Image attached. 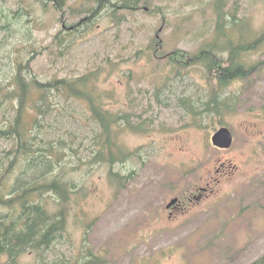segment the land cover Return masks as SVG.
<instances>
[{
  "label": "rangeland",
  "instance_id": "rangeland-1",
  "mask_svg": "<svg viewBox=\"0 0 264 264\" xmlns=\"http://www.w3.org/2000/svg\"><path fill=\"white\" fill-rule=\"evenodd\" d=\"M150 1L151 8L161 7L159 13H146V7L116 26L108 20L105 9L92 19V27L66 28L64 33L69 32L73 45L59 57L48 47L60 28L59 22L50 20L58 13L35 3L29 17L44 26L33 28L27 39L26 26L35 22L32 18L29 23H9L11 30L0 28V49L8 57L21 43L43 48L32 66L48 76H74L102 66L105 73L98 81L102 88L113 91L110 103L129 106L147 119L146 133L126 130L121 135L120 141L134 152L122 167L132 178L116 188L95 171L87 182L92 187L80 206L93 221L86 243L93 251L105 254L108 264H251L264 255V44L246 56L248 63L257 65L251 77L234 80L223 90L236 100V109L223 112L220 118L232 131L233 143L228 149H217L209 136L221 126L218 117L204 113L200 126H187L190 117L177 102L184 96L206 100V72L195 64L167 78L170 68L165 57L156 59L148 52L134 55L156 30L162 42L159 53L177 48L194 51L213 23L212 8L207 4L210 0ZM83 3L88 7L95 2L68 0L62 17L67 26L85 15H69V6ZM222 3L226 11L235 12L237 20L245 18L254 34L262 30V0ZM3 5L13 10L19 2L5 0ZM107 57L114 62L126 59L116 68L108 67L109 77ZM164 80L169 88L163 89L157 102L154 89ZM71 106L63 118L69 124L59 121V131L67 127L80 131L86 123L77 103ZM206 184L209 190L198 202L193 199L189 203L185 198L188 208L173 211L175 216L168 217L165 207L170 198L184 199L183 194L190 191L196 195ZM69 231L56 247L66 257L77 248L81 237L76 225Z\"/></svg>",
  "mask_w": 264,
  "mask_h": 264
},
{
  "label": "trees",
  "instance_id": "trees-1",
  "mask_svg": "<svg viewBox=\"0 0 264 264\" xmlns=\"http://www.w3.org/2000/svg\"><path fill=\"white\" fill-rule=\"evenodd\" d=\"M91 1L95 3L88 7L85 3L69 6V15H85L78 23L67 26L62 17L68 0H18L19 5L13 10L4 8L5 0H0V28L11 30L10 24L31 22L29 16L35 3H40L44 10L59 14L50 19L59 22L60 28L48 45L59 57L73 45L72 36L64 30H76L80 25L84 29L92 27V19L105 9L108 20L116 26L137 10L147 7L145 12L150 14L161 10L160 6L151 8L150 0ZM222 1L207 2L212 8L213 23L194 51L177 48L159 53L162 42L156 30L146 46L134 54L137 57L148 52L160 60L165 57L170 68L167 78L172 77L170 73L182 74L195 64L206 72V100L187 96L177 100L190 117L187 126H200L204 113L218 117V124L222 125L223 112L236 109L235 98L223 90L234 80L251 77L257 65L248 63L246 56L264 44V24L254 34L251 24L245 18L237 20L235 12L224 9ZM32 19L35 22L26 26L27 39L33 28L44 26L35 17ZM21 44L8 57L0 49V263L108 264L105 254L93 251L86 243L93 223L80 207L92 187L87 182L95 171L116 188L132 178L131 172H123L122 167L134 152L120 141L121 135L126 130L144 134L149 124L129 106L110 103L113 91L102 88L98 81L105 73L102 66L74 76L39 74L32 63L43 48ZM124 61L114 62L107 57V77L111 74L110 65L116 68ZM166 87L169 88L166 80L155 86L153 95L157 102ZM75 102L86 123L80 131L70 127L59 131V121L69 124L63 119L64 114L73 109ZM71 225L81 229V237L77 248L66 257L56 247L69 236ZM251 264H264V255Z\"/></svg>",
  "mask_w": 264,
  "mask_h": 264
},
{
  "label": "water",
  "instance_id": "water-1",
  "mask_svg": "<svg viewBox=\"0 0 264 264\" xmlns=\"http://www.w3.org/2000/svg\"><path fill=\"white\" fill-rule=\"evenodd\" d=\"M231 135L232 133L227 127L221 126L210 136V140L212 145H214L216 148L227 149L231 146L233 141V136ZM176 201V198H172L167 204L166 208L173 205Z\"/></svg>",
  "mask_w": 264,
  "mask_h": 264
},
{
  "label": "flooded vegetation",
  "instance_id": "flooded-vegetation-1",
  "mask_svg": "<svg viewBox=\"0 0 264 264\" xmlns=\"http://www.w3.org/2000/svg\"><path fill=\"white\" fill-rule=\"evenodd\" d=\"M206 186H207V189L203 193H205V192H207L209 190L207 184H206ZM198 195H199V193H198ZM194 196H195V194L194 193H191V191H190L189 195L183 194V197L182 198H184V199H180L178 197L177 198L178 199V202L175 203L173 206H171L169 208V210H168L169 211L168 212V217L172 218V217L175 216V213L173 211H177L178 210L179 212H184V210H186L188 208L187 205H186V202L184 201L185 198L188 199V202L189 203H192Z\"/></svg>",
  "mask_w": 264,
  "mask_h": 264
}]
</instances>
